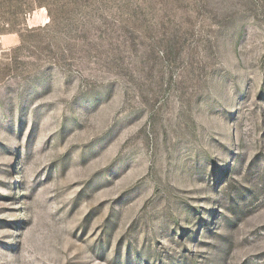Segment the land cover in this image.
Here are the masks:
<instances>
[{
    "label": "rangeland",
    "instance_id": "374dc122",
    "mask_svg": "<svg viewBox=\"0 0 264 264\" xmlns=\"http://www.w3.org/2000/svg\"><path fill=\"white\" fill-rule=\"evenodd\" d=\"M0 264H264V0H0Z\"/></svg>",
    "mask_w": 264,
    "mask_h": 264
}]
</instances>
